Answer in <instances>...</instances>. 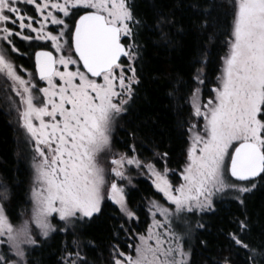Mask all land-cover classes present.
<instances>
[{
	"label": "snow or ice",
	"instance_id": "obj_1",
	"mask_svg": "<svg viewBox=\"0 0 264 264\" xmlns=\"http://www.w3.org/2000/svg\"><path fill=\"white\" fill-rule=\"evenodd\" d=\"M141 23L128 0H0V79L18 97L13 104L33 142L34 170L31 213L19 224L10 219L11 196L0 184V264H31L40 238L75 235L101 214L106 200L118 206L120 230L132 240L126 242L131 252L113 246L111 264H191L189 233L177 226L186 225L189 215L215 211L218 196L243 206L264 186V0H233L220 82L207 103L201 102V71L193 77L189 100L196 122L187 128L181 182L169 179L166 160L162 170L127 153L101 162L112 153L113 123L140 84L135 37ZM164 23L171 21L164 17ZM17 39L30 47L42 41L52 50L34 52L33 72L18 69L9 59L10 53L24 55ZM161 40L171 43L163 31ZM129 166L146 169L169 205L149 201L151 223L143 232L131 226L139 217L119 183L129 179ZM237 229L229 239L248 253V264H264V248L243 239L247 217L237 221ZM79 248L73 240L60 264H88ZM224 264L230 261L225 258Z\"/></svg>",
	"mask_w": 264,
	"mask_h": 264
},
{
	"label": "trees",
	"instance_id": "obj_2",
	"mask_svg": "<svg viewBox=\"0 0 264 264\" xmlns=\"http://www.w3.org/2000/svg\"><path fill=\"white\" fill-rule=\"evenodd\" d=\"M133 15L142 23L136 29L139 45L137 74L140 84L127 106V111L115 120L113 148L131 153L133 147L139 158L165 166L175 181L185 164L187 128L191 120L189 97L195 86L197 69L205 80L204 98L211 96L218 82L222 58L227 47L233 0H128ZM167 17L171 23L160 24ZM161 31L171 43L161 40ZM21 53L27 50L16 45ZM32 49H29V52ZM12 58L17 66L31 69V55ZM3 85L0 83V94ZM6 108V107H5ZM9 111V110H7ZM0 107V184L9 190L10 219L18 224L30 209V152L25 135L14 122L15 114ZM167 153L160 159L158 154ZM155 193L147 180L138 178L128 189L129 207L136 210L139 220L132 223L137 232L148 225L146 201ZM247 217L249 230L243 239L253 248H264V186L247 196L241 206L232 199L215 203V211L201 214L197 222L203 228L193 232L190 245L191 264H248V253L229 239L237 232V221ZM54 224L56 222H53ZM124 223L116 206L109 201L102 212L78 228L75 235L57 232L31 250V264H60L65 248L77 240L81 255L88 264H111L114 245L127 252L132 240L120 230ZM197 223V224H198ZM127 227V225H126ZM203 242V243H202Z\"/></svg>",
	"mask_w": 264,
	"mask_h": 264
},
{
	"label": "rangeland",
	"instance_id": "obj_3",
	"mask_svg": "<svg viewBox=\"0 0 264 264\" xmlns=\"http://www.w3.org/2000/svg\"><path fill=\"white\" fill-rule=\"evenodd\" d=\"M29 14H31V12ZM15 43H16V45H17V43L21 44L22 47L25 48L26 50L28 48V50H27L28 52L25 53L24 55H17L15 53H10L9 54V59H11V60L15 56L28 57L27 55H29V56L31 55V57L33 58L34 52L36 50H39L40 48H44V49H47V50H52L47 45H45L44 42H42V41H40V42H32V46L31 47L29 46V43L28 42L20 41L18 39L15 41ZM29 49H32V51L29 52ZM19 66H21V65H19ZM19 66H18V69H19ZM33 66H34L33 65V61L31 59V69H26V70L28 72H33L34 71V67ZM222 70H223V60H222V65H221V69H220V73H219V76H218V82H217L216 87L219 85V82H220L219 81V77L222 74ZM25 78H27L26 75H25ZM0 83L3 85V91H5V92H2L0 94V107H3L5 109V111L9 110V111H7L8 113L11 111V112H13L15 114V117H14L15 118L14 119L15 121L14 122L17 124V126L20 128V130L23 132V134L25 135L26 140H27L28 150L30 152L29 165H30V170H31V173H32L31 184H30V197H31V189L34 186V184H33V180H34V170H33V142L29 139V136L26 133V131L20 126L19 118H18V113L15 110V107H14V104H13L14 101H18V97H15L14 93H12L11 91L6 90L7 89V85L5 84V82L3 81V79H0ZM40 86H45L44 85V82H40ZM195 87H196V84H195L194 88ZM200 87H201V102L202 103H207V101L210 98H212L215 95V93L212 92L211 93V96H209L207 98H204V96L202 95V86H200ZM7 93H8V96H7ZM189 104H190V100H189ZM194 122H196V118L192 115V109H191V120H190L189 124L190 123H194ZM114 127H115V121L113 123L112 136L114 134ZM202 127H203V122L201 120V122H200V128L202 129ZM188 146H189V135L187 134V146H186L185 154L187 153ZM119 153H123V152H119V151L115 150L113 148V145H112V153L107 154V155H102L101 162L104 163V164H108V163H110V160L112 159V154H119ZM129 155H136L138 157V155L136 153H133V151L131 153H129ZM139 159L142 160V161H145V162H149V161H147V160H145L143 158H139ZM185 161H186V158H185ZM150 163H152V162H150ZM155 165H156V167L158 169H161V170L163 169V167L160 168L157 164H155ZM126 175L129 177L130 182H129V179H126L124 181H120L119 182L121 184V186H123L125 188V194L127 193L128 189L133 186L134 181L136 179H138V178H142V179L147 180L148 183L150 184L151 188L153 189L154 193H155V196H153V198H150V199H148L146 201L147 202L146 203V209H147L148 224H150L151 223V216L148 213V208H147L149 201H152V200L159 201L161 204H164L166 207H168L169 205H168L167 201L163 198V195L161 193L157 192V190L155 189L154 185L152 184L151 179L149 178V174L147 173V170L146 169H137L134 166H129L127 168ZM169 179L174 184H178L179 182H181L179 175H178V178L175 181H173L170 178V173H169ZM226 199H232V198H231V196H224V197H219L218 196L217 198H215V203L218 202V201H221V200H226ZM232 200H234V199H232ZM107 201H109V200H107ZM109 202L111 204H113L114 206H116L112 201H109ZM116 207L118 209V206H116ZM30 213H31V200H30V209H29L28 213H25L24 216H22V219L20 220L19 223H21L24 219H26L27 216L30 215ZM204 213H207V212H204ZM204 213H198L196 215H189L188 218H187L186 225H178L177 226V230L178 231H187L189 233L186 236V250H191L190 245L193 242V232L197 228V223H198L197 222V217L199 215H201V214H204ZM158 218H160V217H158ZM53 222H56V220H53ZM40 239H42V238H40ZM128 251H132V249L128 248Z\"/></svg>",
	"mask_w": 264,
	"mask_h": 264
},
{
	"label": "bare ground",
	"instance_id": "obj_4",
	"mask_svg": "<svg viewBox=\"0 0 264 264\" xmlns=\"http://www.w3.org/2000/svg\"><path fill=\"white\" fill-rule=\"evenodd\" d=\"M39 50H41V49H39ZM43 50H47V49H43ZM36 51H38V50H36ZM33 60H34V54H33ZM33 63H34V61H33Z\"/></svg>",
	"mask_w": 264,
	"mask_h": 264
},
{
	"label": "flooded vegetation",
	"instance_id": "obj_5",
	"mask_svg": "<svg viewBox=\"0 0 264 264\" xmlns=\"http://www.w3.org/2000/svg\"><path fill=\"white\" fill-rule=\"evenodd\" d=\"M40 49H44V48H40ZM32 61H34L33 58H32ZM33 65H34V63H33ZM33 67H34V66H33ZM7 96H8V93H7Z\"/></svg>",
	"mask_w": 264,
	"mask_h": 264
},
{
	"label": "water",
	"instance_id": "obj_6",
	"mask_svg": "<svg viewBox=\"0 0 264 264\" xmlns=\"http://www.w3.org/2000/svg\"><path fill=\"white\" fill-rule=\"evenodd\" d=\"M41 50H43V49H41Z\"/></svg>",
	"mask_w": 264,
	"mask_h": 264
}]
</instances>
